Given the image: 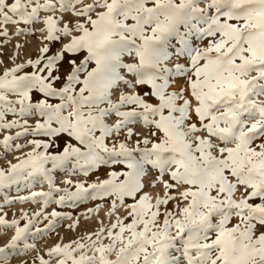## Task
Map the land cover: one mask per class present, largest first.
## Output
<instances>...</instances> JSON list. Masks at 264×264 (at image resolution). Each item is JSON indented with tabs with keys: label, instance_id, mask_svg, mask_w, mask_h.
<instances>
[{
	"label": "snow or ice",
	"instance_id": "1",
	"mask_svg": "<svg viewBox=\"0 0 264 264\" xmlns=\"http://www.w3.org/2000/svg\"><path fill=\"white\" fill-rule=\"evenodd\" d=\"M30 36L0 59V191L29 194L0 211L39 207L0 215V264H264V0H0V57ZM89 200L115 219L41 253Z\"/></svg>",
	"mask_w": 264,
	"mask_h": 264
},
{
	"label": "rangeland",
	"instance_id": "2",
	"mask_svg": "<svg viewBox=\"0 0 264 264\" xmlns=\"http://www.w3.org/2000/svg\"><path fill=\"white\" fill-rule=\"evenodd\" d=\"M21 43L24 45L23 49L21 50V54L19 57V60L17 62H20L24 59H27L29 57H35L36 52L39 45V39L37 37H28L27 42H25V39L23 37H19L14 39L11 43H9L4 49H3V57H0V59H4L6 66H11V61L8 59V57L14 52L13 45L15 43ZM4 65H0V70H2ZM20 143H24L23 140L19 141ZM29 149H24L23 151H28ZM3 153V148L0 147V154ZM20 155V153H9L5 155L2 159H0V168H6L8 161L15 162L14 157ZM98 175L103 178V173H97ZM71 178L75 182L78 179H82L81 177H66L63 172H61L56 177V183L60 187H63V184L61 183L62 180ZM96 176L92 175L89 179V182L92 180H95ZM21 191L17 192V189L15 187H12L11 189H8L6 192L0 191V205H4L3 196L7 194L9 198H12L16 195H28L29 192L26 188H24L23 185H21ZM32 190L40 191V190H47V186L44 185L43 189H41V186L39 184H36ZM97 206H99L98 212H93L88 215L87 218H85L84 214L88 213V209L92 208L95 209ZM38 205H33L31 203H13L10 206H3L2 211H0V215L7 214V219H12L14 216L15 218H19L22 211L28 212L29 215H31L34 211L38 210ZM111 207L110 200H89L86 202H80L76 207H63L58 208L56 205H51L47 211H52L54 208L57 211L64 212V213H70L73 217L72 220H63L60 222V227L56 229L55 232H53L48 237H45L43 239H39L36 241L37 248L43 253L44 250H46L48 247H51L54 243L60 242V238H63V242H70L72 239L78 238L81 235H85L91 232L96 231L100 226L101 222L106 226L110 223V220H114L115 216L109 217L107 213L109 212ZM123 209H119L116 212V215H122ZM78 218V222L76 225V229L70 230L68 225L72 224L73 222H76ZM11 233H8V236H10ZM7 239V236L0 237V245L4 243V241ZM35 255V253L30 254L27 257L20 258L21 260L27 259L31 260V256ZM13 264H18L17 261H13Z\"/></svg>",
	"mask_w": 264,
	"mask_h": 264
}]
</instances>
